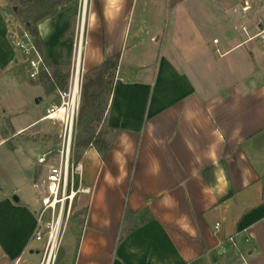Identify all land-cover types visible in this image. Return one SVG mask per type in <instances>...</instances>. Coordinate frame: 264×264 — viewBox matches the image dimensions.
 I'll return each mask as SVG.
<instances>
[{
  "label": "crops",
  "instance_id": "obj_1",
  "mask_svg": "<svg viewBox=\"0 0 264 264\" xmlns=\"http://www.w3.org/2000/svg\"><path fill=\"white\" fill-rule=\"evenodd\" d=\"M198 1L71 0L39 24L63 73L80 40L84 73L120 56L105 117L118 135L105 159L84 152L56 264H264V45L213 39L202 16L208 35L185 40L182 12L200 14ZM16 6L0 0V264H40L34 198L49 168L33 154L50 144L28 137L50 131L38 127L59 91L29 78Z\"/></svg>",
  "mask_w": 264,
  "mask_h": 264
},
{
  "label": "built area",
  "instance_id": "obj_2",
  "mask_svg": "<svg viewBox=\"0 0 264 264\" xmlns=\"http://www.w3.org/2000/svg\"><path fill=\"white\" fill-rule=\"evenodd\" d=\"M260 9L264 18V0H259ZM84 6L86 1L84 0ZM264 45V23H261L260 32L256 36ZM13 46L24 57L29 69V78L38 81L42 72L51 76L52 70L47 66L45 57L37 49L33 38L28 33L22 35L15 33L12 38ZM27 41V42H26ZM217 43V41H215ZM82 40H80L77 58L70 80L68 92L59 91L60 106L53 104L47 111L45 119L59 123L62 126L61 148L58 155L47 152L39 158L41 165L49 167L47 175L48 195L41 201V209L38 212V229L36 240L44 241L45 248L40 264H56L61 241L67 225L73 216V204L76 196L82 192L83 172L81 163L75 161V146L79 111L83 89L84 72L76 68L77 59L81 61ZM78 86L76 100L74 91ZM58 159L56 164H51ZM76 183L79 187L76 189Z\"/></svg>",
  "mask_w": 264,
  "mask_h": 264
},
{
  "label": "trees",
  "instance_id": "obj_3",
  "mask_svg": "<svg viewBox=\"0 0 264 264\" xmlns=\"http://www.w3.org/2000/svg\"><path fill=\"white\" fill-rule=\"evenodd\" d=\"M18 3L13 12L17 30L11 33V39L15 33L22 35L28 33L34 41L37 49L43 54V45L39 34V24L58 14L71 0H14ZM45 57V56H44ZM120 56L111 57L105 62L84 75L82 106L79 114L80 135L77 139V153L75 161L79 163L84 152L89 148H95L103 159L110 152L113 141L118 135V130L105 126V117L109 106V98L113 92L115 78L119 66ZM47 66L52 70L51 76L42 72L38 81L43 85L48 94L67 90L69 85V73H63L58 66H52L45 57ZM101 126H105L112 134V139L103 138ZM129 215L131 213L127 211ZM130 231V230H129ZM129 231H125L126 235ZM231 256L236 254L231 248ZM236 261L239 256L235 255Z\"/></svg>",
  "mask_w": 264,
  "mask_h": 264
},
{
  "label": "rangeland",
  "instance_id": "obj_4",
  "mask_svg": "<svg viewBox=\"0 0 264 264\" xmlns=\"http://www.w3.org/2000/svg\"><path fill=\"white\" fill-rule=\"evenodd\" d=\"M15 3L18 5L16 1ZM191 4L192 3L188 4L187 7L192 6ZM197 4L202 10L200 14L197 13L195 15H191L186 11V9H184L182 12L183 16L180 20L181 23L179 32L185 33V40H192L193 36L196 38H204L208 35L209 29L211 30L210 35L213 39L220 40L224 38L227 40H240L241 38L247 37L251 34L258 35V33L260 32L261 23H264L259 0H199ZM201 16L205 17V20L210 28L203 24ZM12 18L15 20L14 14ZM71 73H73L72 69L70 72L69 82L72 76ZM86 73H84V75H86ZM84 82L85 81L83 76V84ZM69 86L70 83L67 90H64L63 92H68ZM56 97L59 100L58 93H56ZM45 103L48 104L46 101ZM56 105L60 106V103L58 102ZM81 106L82 96L80 111ZM38 128H45L46 130L50 129V131H48V133L43 136L37 134V129L32 130L30 132L31 135L29 134L28 142H30V144L36 143L39 147L46 146V148L49 147L50 144V148L48 149V151L53 152L54 156H57L62 143L60 137L62 126L59 123H53L47 120L43 122ZM4 129L5 131H9L11 129L8 123H5ZM100 129L103 133V138L107 141L110 140L112 137L111 132H109L105 126H101ZM80 131L81 130L79 128L78 122L75 157L77 153V139L80 135ZM48 134H50V136H48ZM41 151V148L35 149L33 154L34 158L32 157L33 159H35V161H38V155L42 153ZM57 162L58 159H55V162L51 164H56ZM34 199L36 200L35 203L39 207H41V201H39L38 198L36 199V197Z\"/></svg>",
  "mask_w": 264,
  "mask_h": 264
},
{
  "label": "bare ground",
  "instance_id": "obj_5",
  "mask_svg": "<svg viewBox=\"0 0 264 264\" xmlns=\"http://www.w3.org/2000/svg\"><path fill=\"white\" fill-rule=\"evenodd\" d=\"M86 1V0H85ZM83 2H84V0H83ZM86 8V7H85ZM76 68H77V70L79 71V72H81L82 71V65H81V61H80V59H77V62H76ZM77 90H78V86L76 85V87H75V91H74V102H75V98H76V94H77Z\"/></svg>",
  "mask_w": 264,
  "mask_h": 264
},
{
  "label": "water",
  "instance_id": "obj_6",
  "mask_svg": "<svg viewBox=\"0 0 264 264\" xmlns=\"http://www.w3.org/2000/svg\"><path fill=\"white\" fill-rule=\"evenodd\" d=\"M37 103H39V100L37 101Z\"/></svg>",
  "mask_w": 264,
  "mask_h": 264
}]
</instances>
